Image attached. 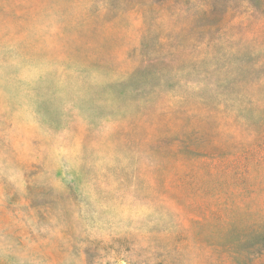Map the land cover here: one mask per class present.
Here are the masks:
<instances>
[{
	"label": "rangeland",
	"instance_id": "1",
	"mask_svg": "<svg viewBox=\"0 0 264 264\" xmlns=\"http://www.w3.org/2000/svg\"><path fill=\"white\" fill-rule=\"evenodd\" d=\"M0 264H264V0H0Z\"/></svg>",
	"mask_w": 264,
	"mask_h": 264
}]
</instances>
